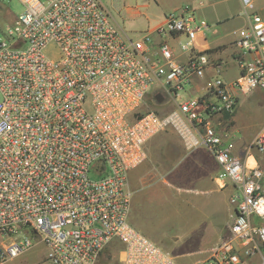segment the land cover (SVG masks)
<instances>
[{
  "label": "built area",
  "instance_id": "2783aa9c",
  "mask_svg": "<svg viewBox=\"0 0 264 264\" xmlns=\"http://www.w3.org/2000/svg\"><path fill=\"white\" fill-rule=\"evenodd\" d=\"M20 1L24 9L0 41V264L36 247L45 256L31 264H99L114 240L123 244L122 264H179L129 222V172L147 159V142L169 129L189 147L207 146L234 187L229 234L207 263L259 256L264 264V164L234 153L232 123L221 132L213 122L235 112V91H264L257 0H241L253 9L235 40L241 75L227 82L218 70L205 94L189 98L185 87L221 66L198 50L207 22L190 5L135 37L115 23L105 0ZM169 35L186 36V62L176 59ZM157 92L177 107L157 112ZM250 148L264 158V127Z\"/></svg>",
  "mask_w": 264,
  "mask_h": 264
},
{
  "label": "crops",
  "instance_id": "0c3cea01",
  "mask_svg": "<svg viewBox=\"0 0 264 264\" xmlns=\"http://www.w3.org/2000/svg\"><path fill=\"white\" fill-rule=\"evenodd\" d=\"M156 3L157 9L152 7ZM112 15L115 23L124 29L120 18L128 21L145 19L146 30H153L165 21L166 15L181 11L186 5L195 9L198 18L207 22L200 31L198 50L209 51L211 59L221 64L220 67H209L204 77H196L191 84L188 95L205 94L215 73L219 70L227 82L235 81L242 73L238 58L240 48L235 44L237 33L250 23L249 14L253 9L246 8L241 0H147L140 12L124 0L111 1ZM255 10L264 15V0H257ZM149 8V11L147 10ZM144 15V16H143ZM136 19V20H135ZM185 35L164 36L173 47L174 55L179 62H186L187 56L180 49V42ZM161 37L155 36L158 43ZM240 95L239 104L233 114L221 113L213 119L217 129L224 131L225 124L232 123L235 136L234 153L250 165L251 157L256 164H264V158L250 146L264 127V110L262 100H250L248 107L240 108L241 102L253 92L259 96L261 89L248 93L235 91ZM264 92V91H263ZM185 98V95L183 94ZM167 113L177 107H165ZM260 117L256 122L254 118ZM256 123L255 127L252 123ZM229 141L230 139H226ZM147 159L129 172L128 187L133 193L129 222L151 240L170 251L182 264H203L210 257L212 249L229 234V226L234 219L235 207L230 202L234 192L233 185L220 177L221 167L212 151L205 145L189 147L181 135L173 130L154 135L146 144ZM165 220L185 225L190 236L179 242L169 241L156 231V227ZM123 244L114 240L106 250L113 258L100 260L99 264H122L119 259ZM117 254L118 259L115 256ZM260 257L246 259L245 264H260ZM180 264V263H179Z\"/></svg>",
  "mask_w": 264,
  "mask_h": 264
},
{
  "label": "rangeland",
  "instance_id": "374dc122",
  "mask_svg": "<svg viewBox=\"0 0 264 264\" xmlns=\"http://www.w3.org/2000/svg\"><path fill=\"white\" fill-rule=\"evenodd\" d=\"M111 1L113 0H105V3L107 5V8L112 15L116 16L117 13H115V10L111 9ZM125 3L130 4L131 6H134L135 9H138V11L140 12H145L146 8L140 5H143L145 1L147 0H124ZM152 3V7H154L155 9H157L156 3L151 2ZM4 9V10H2ZM2 12L0 11V41L3 40L5 38V30L7 28V26L10 24V22H12L13 18L16 15H19L23 9H24V5L20 0H11V1H5L2 5ZM9 10V15L4 13L3 11ZM147 10L149 11V8H147ZM12 11V12H10ZM118 15V14H117ZM144 16V15H143ZM140 20H136V21H131V20H127V19H123L120 18L121 23L124 26V31L129 32L131 34L134 35H139L140 34V30L145 28L146 26H144V23L146 22L145 19H143V17L139 16ZM191 85H187L185 87V90L183 91L182 94L185 95V98H189L190 96L188 95V93H190L191 91ZM160 92H157V94ZM256 92L251 93L250 95L247 96L246 99L243 100V102H241L240 104V108L246 105V107H248V104L250 103V100H255L256 98H259V100H262L263 103L260 104L262 107H259L261 110H264V92L262 90V92L259 94V96L255 95ZM195 96L198 93H194ZM149 100L153 99V95H150ZM248 103V104H247ZM155 104L154 106H152L157 112L159 113H163L162 112V106L158 105L157 103H152ZM175 100L167 97V99L165 100V102L163 103V105H165V107H174L175 106ZM256 116V115H255ZM261 117V116H260ZM260 117L256 116L254 118V120H256V122L259 121ZM253 126L255 127L256 123H252ZM250 163L254 164V159L251 157L250 159ZM160 221L162 222V218H160ZM156 231L157 233H159L161 236H163L165 239L169 240V241H175L178 240L179 242H183L184 239L188 238L190 236V231L187 229V227L185 225H181V224H175V222H171L168 220H165L161 223V225H159V227H156ZM108 250L105 251V253L103 254L101 260H107V258L109 259H113L111 257L108 256ZM45 256V250L43 247H36L34 249H32L30 252L26 253L24 256L20 257L19 259H17L15 262H12V264H31L34 262H38L39 260H41V258H43ZM118 259L117 254H115V256ZM208 259H206L207 262ZM177 261L182 264L180 261L181 259H177ZM192 264V263H191ZM201 264V263H200ZM203 264H208V263H203Z\"/></svg>",
  "mask_w": 264,
  "mask_h": 264
},
{
  "label": "water",
  "instance_id": "95a60500",
  "mask_svg": "<svg viewBox=\"0 0 264 264\" xmlns=\"http://www.w3.org/2000/svg\"><path fill=\"white\" fill-rule=\"evenodd\" d=\"M156 98L158 99L159 102H162L163 99H164V96H163L161 93H158V94L156 95Z\"/></svg>",
  "mask_w": 264,
  "mask_h": 264
}]
</instances>
